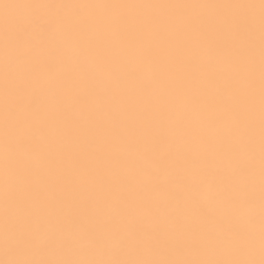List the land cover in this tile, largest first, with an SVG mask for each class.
<instances>
[{"label":"snow or ice","instance_id":"1","mask_svg":"<svg viewBox=\"0 0 264 264\" xmlns=\"http://www.w3.org/2000/svg\"><path fill=\"white\" fill-rule=\"evenodd\" d=\"M0 8V264H264V0Z\"/></svg>","mask_w":264,"mask_h":264},{"label":"bare ground","instance_id":"2","mask_svg":"<svg viewBox=\"0 0 264 264\" xmlns=\"http://www.w3.org/2000/svg\"><path fill=\"white\" fill-rule=\"evenodd\" d=\"M9 3H17V2H26V0H7ZM21 10H12L13 14H19ZM4 14V10L0 8V17H2Z\"/></svg>","mask_w":264,"mask_h":264}]
</instances>
